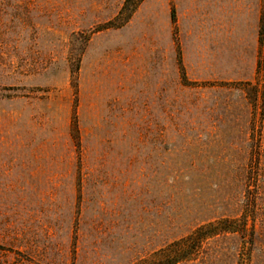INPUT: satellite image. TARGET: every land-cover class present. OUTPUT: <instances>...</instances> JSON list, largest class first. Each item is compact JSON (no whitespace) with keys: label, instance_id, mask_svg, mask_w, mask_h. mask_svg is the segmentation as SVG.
Here are the masks:
<instances>
[{"label":"rangeland","instance_id":"rangeland-1","mask_svg":"<svg viewBox=\"0 0 264 264\" xmlns=\"http://www.w3.org/2000/svg\"><path fill=\"white\" fill-rule=\"evenodd\" d=\"M123 7L0 0V264H264V0Z\"/></svg>","mask_w":264,"mask_h":264},{"label":"trees","instance_id":"trees-1","mask_svg":"<svg viewBox=\"0 0 264 264\" xmlns=\"http://www.w3.org/2000/svg\"><path fill=\"white\" fill-rule=\"evenodd\" d=\"M134 0H125V8L128 9ZM138 1V0H137ZM264 30V17L261 18V25L259 33L262 36ZM248 178L252 175V168L248 169ZM249 190V189H248ZM248 198V197H247ZM256 210L254 199H249L245 202L243 213L239 219L235 220H221L211 224L198 227L194 232H192L185 240L174 242L170 244L165 249L159 252L160 258L158 259V264H177L179 261L186 259L187 252H180L181 246L186 249L187 245L185 243H192V245H198L204 239L217 236L223 233H238L242 237L243 247L246 249L247 245H252L253 238V225L248 226V221L251 219L252 215ZM251 221V220H250Z\"/></svg>","mask_w":264,"mask_h":264}]
</instances>
